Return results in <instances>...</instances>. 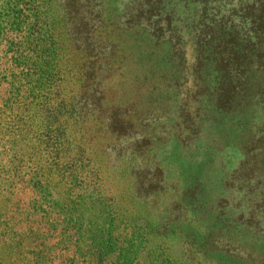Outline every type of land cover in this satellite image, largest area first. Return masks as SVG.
Returning a JSON list of instances; mask_svg holds the SVG:
<instances>
[{
  "label": "rangeland",
  "instance_id": "1",
  "mask_svg": "<svg viewBox=\"0 0 264 264\" xmlns=\"http://www.w3.org/2000/svg\"><path fill=\"white\" fill-rule=\"evenodd\" d=\"M25 2L39 26L54 31L67 26L61 41L73 42L85 57L102 63L94 70L105 77L101 87L108 106L134 105L129 116L135 126L118 128L126 134L109 156L114 173L132 181L133 219L147 220L140 222L142 229L162 232V223L186 215L224 226L219 221L225 217L217 218L221 210L234 221L223 228L234 244L256 245L264 255V0ZM208 31L210 36L205 35ZM69 52L79 57L80 52ZM177 53L182 75L176 71ZM223 55H231L232 63L225 66ZM246 60L253 63L242 73L240 62ZM171 76L180 77L179 83L167 86ZM246 76L259 83L250 87L254 98L247 106L241 90ZM90 99L98 105L99 96ZM105 123L98 121L99 126ZM145 135L151 143L146 144ZM195 180L206 188L199 201L205 208L186 214L176 207L173 188L183 189ZM225 198L229 205L210 211L213 202L219 205ZM4 222L2 217L0 264H23L19 248L25 256L32 239L19 241L5 233ZM167 239L181 255L177 237ZM15 241H22L19 247ZM55 253L54 262L59 263L60 247Z\"/></svg>",
  "mask_w": 264,
  "mask_h": 264
},
{
  "label": "trees",
  "instance_id": "2",
  "mask_svg": "<svg viewBox=\"0 0 264 264\" xmlns=\"http://www.w3.org/2000/svg\"><path fill=\"white\" fill-rule=\"evenodd\" d=\"M29 10L25 0H0V219L5 218V233L19 241L32 239L25 256L19 248L23 264H230L228 258L264 264L261 247L235 245L223 232L234 222L226 212L217 214L225 217L219 221L224 226L186 215L205 208L199 201L206 188L198 180L173 188L175 205L186 217L162 223V232L142 229L147 220L133 219L132 181L114 173L109 156L126 134L118 128L135 126L129 116L134 105L108 106L101 87L105 77L94 70L102 63L85 57L73 42L61 41L67 26L41 27ZM174 57L182 75V59L178 53ZM222 57L225 66L232 63L231 55ZM252 63L240 62V72ZM168 80L167 86H174L180 77ZM251 80L246 76L241 83L246 106L254 98L250 87L259 84ZM91 95L99 96L97 106ZM99 120L106 123L99 126ZM144 140L151 143L147 135ZM221 201L210 211L230 204ZM168 237H177L181 255L167 245ZM57 247L63 252L59 263L54 262Z\"/></svg>",
  "mask_w": 264,
  "mask_h": 264
}]
</instances>
